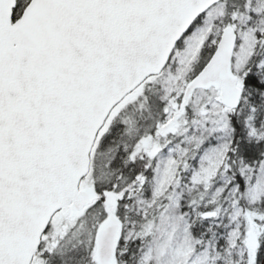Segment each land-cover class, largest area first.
Listing matches in <instances>:
<instances>
[{"label":"snow or ice","instance_id":"1","mask_svg":"<svg viewBox=\"0 0 264 264\" xmlns=\"http://www.w3.org/2000/svg\"><path fill=\"white\" fill-rule=\"evenodd\" d=\"M0 264H264V0H0Z\"/></svg>","mask_w":264,"mask_h":264}]
</instances>
